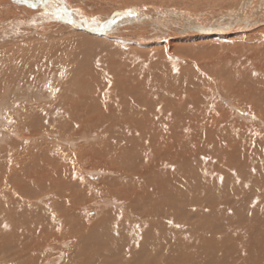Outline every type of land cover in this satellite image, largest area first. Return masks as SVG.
Returning <instances> with one entry per match:
<instances>
[{
    "label": "bare ground",
    "instance_id": "1",
    "mask_svg": "<svg viewBox=\"0 0 264 264\" xmlns=\"http://www.w3.org/2000/svg\"><path fill=\"white\" fill-rule=\"evenodd\" d=\"M116 2V0H104V4L112 8ZM37 3L44 12L55 15L54 25L45 26L52 31H34L36 28L31 27L32 31H28L27 35L0 38L2 50L0 51V145L6 142L11 152L12 150L21 152V147L29 143H26L27 140L34 141L46 137L49 140L55 139V142L58 140L63 142L71 149L70 152L72 149L74 152L69 153L71 157L66 153L58 156L60 149L40 148L27 153L22 151L19 154L21 156L16 157L19 160L30 156L26 164L14 168L20 169L17 176L23 180V183H33L39 195L43 197L51 195L52 200L48 205L49 216L47 217L45 210H41L39 218L36 219L37 214L22 216L16 209L10 211V203L7 205L2 195L11 197V194L15 193H0L2 264H38L41 258L35 257L33 249L40 239L43 243L40 252L44 257V261L40 264H56L60 257L52 256L56 248L52 247L53 243L50 245L56 238L60 240L55 231L61 229L64 233L69 232L72 229V224L68 221L70 215H81L83 213L81 209L87 211L89 204L100 208L106 217L95 224L85 219V223L83 222L85 237L90 235L89 232L99 229L95 237L97 240H94L93 244L96 246L101 242L106 243L104 248L108 243L114 244L116 255L110 260L115 252L107 257L102 247L103 249L95 250L93 256L85 260V264H107L110 261L114 262L113 260H116L115 264L183 262L185 264H264L263 193H233L236 202H232L230 197L226 200L229 204L228 210L221 211L218 201L216 208L199 209L205 203V198L201 201L187 198L182 201L183 205L180 200L186 194L185 191L180 192V189L182 186L188 187L189 181L190 190L194 192L193 182L198 177L196 166L204 154L199 146L207 148V142L212 137L213 127L202 130L199 123H203L204 120L198 118L203 108L196 100L199 94L206 96L205 85L211 84V87L217 90L214 82L220 83L222 85L220 93L227 95L228 99L231 98L229 94L244 99L251 94L253 96L258 94L259 99L264 102V28L251 36L242 33L247 24L260 23L264 18V11L259 10L260 12H256V16L253 17L249 13L252 0H243L241 10L243 14L232 19L231 24L217 26L207 21L177 20L173 12L164 9L163 6L145 4L144 10L142 6L138 7L139 10H143L142 12L117 10L106 19L104 24L93 27L82 18H77L64 0H38ZM96 3L97 0L95 5ZM5 4V7L11 10L14 8L12 4L15 3L11 4L9 1ZM129 12L131 15L128 14ZM19 13L14 17L20 16ZM2 14L3 12L0 13L1 24L6 18ZM57 14L62 18L58 19ZM242 19L246 22H241ZM121 22L152 29L146 33L131 34L127 39L143 46H159L160 49L155 55L159 57L160 64L151 71L142 70L135 75L127 68L103 64L108 56L103 57L104 60L101 59L100 64H90L85 67L84 72L81 71L82 74L75 73L84 78V80L75 78V87L79 89L76 90V95L75 89L59 87L57 104L50 105V101L47 100L53 95L54 85L48 84L47 78L50 73L54 74L58 69L56 64H59L60 59L68 58L72 61L71 57L74 55L69 57L71 53L66 51L67 49L74 51V48L70 47L73 35L79 33L92 41L100 43L107 41L112 44L113 39L97 35L111 30ZM63 26H72V28L76 26L83 31L67 29H65L67 31H55ZM10 31L8 22L4 26L0 25V34L7 35L12 32ZM180 31H188L193 36L180 38ZM44 32L45 34H42ZM259 33L260 35L254 36ZM67 34L69 36L65 37ZM177 34L180 35L175 36ZM166 35L171 37L170 40L162 42L160 39ZM237 37L244 40L242 43L227 47L229 54L215 50L216 47L205 55L195 56L204 58L203 60L186 58L183 55H179L183 61L169 58V55L173 54L172 48L185 40L200 38L211 42L213 38L224 41L232 38L231 41H235ZM249 37L253 39L249 40ZM57 39L59 40L56 41ZM25 41L28 43L27 46L22 44ZM36 43H41L43 48L52 47L54 59L43 63L47 60L44 57L46 52L43 50L37 53L33 50L35 53L27 54L28 48ZM15 44L18 46H14ZM136 44L131 46L137 47ZM8 45L10 49L7 51L4 46ZM231 51L232 53L235 51L233 56H230ZM13 54L15 59L13 61L17 62L21 55L24 64L17 66L18 62L15 64L8 62ZM109 59L113 61L112 56ZM149 60L154 63V59ZM163 60L165 61L162 62ZM185 61L193 64L187 66ZM92 73L96 74L92 75ZM87 74L94 77L93 82L91 76L85 77ZM148 76L159 83L161 91H158L152 80H148ZM160 76H166L167 81L162 83ZM116 77L119 84H116L118 83ZM72 79L74 78H70L69 82ZM82 81L91 82L92 89L101 88L98 103H96L98 97L94 96L95 93L98 96L95 90L87 99L90 104L85 105V89H82L83 86L80 84ZM143 81H147L149 87L151 86L149 81L153 83L154 90L163 95L162 103L157 104L151 94L142 95L135 91L136 83ZM95 83L99 85H94ZM122 83L129 88L122 86ZM110 86L116 88L115 102L105 103ZM227 88L229 94L226 93ZM40 101L48 103L41 104ZM26 103L32 106L25 109ZM188 105L192 111L188 109ZM258 109L257 112L264 114V105L259 106ZM25 115V120L19 122ZM46 116L51 118L47 120V128L42 122H38L49 119ZM56 120L60 121L53 126ZM207 123L205 125L209 126ZM206 133L207 136L203 138V134ZM220 135L221 132L213 141L226 145L223 139L227 137ZM80 141H85L83 146H76ZM184 144L187 146L186 149L183 148ZM211 147L208 146L207 149ZM1 151L3 154L7 149L2 148ZM73 154L80 164L85 165V171H88L86 173L104 175L101 181L106 184L101 188L102 193H96L97 183H92L88 179L85 182L84 174L82 177L81 172H78L71 161L68 162ZM11 155L12 158L13 153ZM223 160L217 158L216 161H207L205 165L213 166L207 172L209 176L211 174L221 176V172L218 175L214 169L219 167ZM207 195L215 196L213 193ZM18 197L22 200V196ZM85 199L88 200L84 202ZM174 199L178 202V207L172 204ZM241 204L245 206V211L240 208ZM27 205L29 208L30 205L28 203ZM216 210L219 212L213 213ZM208 217H211L212 223ZM47 219H52L48 227ZM54 219L56 221H53ZM46 230L48 234L45 233ZM42 249L47 254L44 252L42 254ZM240 250L243 252L239 253ZM171 259L174 260L170 261Z\"/></svg>",
    "mask_w": 264,
    "mask_h": 264
},
{
    "label": "rangeland",
    "instance_id": "2",
    "mask_svg": "<svg viewBox=\"0 0 264 264\" xmlns=\"http://www.w3.org/2000/svg\"><path fill=\"white\" fill-rule=\"evenodd\" d=\"M9 1L11 2V4L15 3V4H12L14 8L11 10L5 7L6 6L5 2H9ZM9 1L0 0V13L3 12L2 15L6 17L4 20H2V24L0 23V25L4 26L8 22V29L11 30L12 32L10 31L11 33H8L7 35L0 34V38L3 39V38H9L12 36H20L21 34L27 35L28 31H32L31 27L36 28V30L34 31L48 30L46 29L47 27H45L46 25L47 26H51L52 24L54 25L55 19L53 20V17L55 15L54 14L50 15L51 12H47V13L44 12V10L41 9L39 4L37 3L38 0H24V1L14 0V2H12V0H9ZM64 1L69 4V7L74 11L73 13L77 18H82V20H84L88 24L90 23L89 25L93 27L104 24L106 22V19L109 16H112L117 10L119 11L135 10V11L142 12L144 10L143 7L146 6L145 4H154V6L161 5L164 7V9L170 12H173L174 16L177 17V20L185 19V20H199L203 22L207 21V23L209 24L211 23V25H217V26L219 25L224 26V25L231 24L232 19H234L235 17H239L240 14H243V11H241L242 6H243L242 5L243 0H217L218 2H215L216 0H146V1L145 0H116L117 2L115 3L113 8L105 5L104 0L103 1L97 0V3H96L97 5H95L96 0L91 1V2L88 0H64ZM139 6H142L143 10H139L138 8ZM259 10H262V12L264 11V0H252L251 8L249 10L250 15L255 17L256 14L260 12ZM17 13H19L20 16L14 17ZM250 15L249 17H252ZM241 22L245 23L246 20L242 19ZM10 24L13 26V28ZM263 28H264V18L260 23L256 25L247 24L245 26L244 31H242V33H246V34L248 33V35L251 36L258 31H262ZM65 29H67L68 31H83L82 29H79L76 26H73V28L72 26H67V27L63 26L61 27V29H56V30L54 29V30L55 31H67ZM48 31H52V30H48ZM148 31H152V29L150 30L146 26L138 27L136 25L121 22L117 24L116 26H114L113 28H111V30L97 35L98 37H107V39H113V42H111L112 44H109V42L107 41L106 43H100L94 40L92 41V39L84 38L81 36V34L75 33L73 37L71 38L72 39L71 46L69 45L71 48H74V51L72 52L68 49L66 51L67 53H71L69 57L74 55L71 57L72 61L71 60L69 61L68 58L60 59L59 64L58 65L56 64V66L58 67V69L55 70L56 73L54 72V74L50 73L49 74L50 76L48 75L47 83L48 84L52 83L54 85L52 86L54 87V92H53V95L50 96L51 98L47 101H50L49 102L51 103L50 105L52 104L56 105L58 101L57 100L58 99V88L62 86H63L62 88H68V89L71 88L72 90L75 89V95H76V90L79 91V89L75 87V84H76L75 78L82 79V80H84V78L82 76L79 77L78 74H77L78 75L77 77L75 73L77 72L79 74L80 73L82 74L84 72L85 67L90 66V64H95V63L100 64L101 59L104 60L103 57H106V56L108 57L106 60L102 62L103 64L106 63V64H112L118 67L127 68L135 75H137L142 70H144L145 72H148V70L151 71L152 69H154L156 66L160 64L159 57L155 55L156 51L159 50L160 47L150 46V45L143 46V44H139V43L136 44L134 41H130V40L128 41L127 39V37L129 38V35L131 34H137L138 32L146 33ZM42 34H45V32ZM180 34H177L175 36L180 35V38H184L187 36L189 37L193 36V34L191 35V33H188V31L187 32L180 31ZM258 35H260V33L254 36H258ZM68 36L69 35L67 34L65 37H68ZM170 38H171L170 36L166 35L160 40L162 42H165V41L168 42ZM231 39L224 41V39L213 38L211 42L206 39H200V38L196 40H185L183 42H180L179 44H176L172 48L173 54L169 55V58L175 61H183V58L179 56V55L181 56L183 55L186 58L193 57V58L203 60L204 58H199L195 56H197L198 54L205 55V53L212 51V49L216 47L217 48L215 50L217 51L219 50L222 52L225 51L223 54H229L227 51L228 50L227 47L233 46L235 45V43H242V41L244 40L241 37L235 38L236 39L235 41H231ZM250 39H253V38L249 37V40ZM58 40L59 39H57L56 41ZM228 41H230V43ZM36 42H39V41H36ZM22 44L24 46H27L26 44L28 43L25 41ZM22 44H20L21 47H23ZM132 44H136L137 47L131 46ZM33 45L34 46H32L31 48H28V50L26 51L27 54L30 55L31 53H35V52L37 53V51L42 52L43 50L46 52L45 53L46 55H44V57L47 58V60H45V62L43 63H47L48 61H51L52 59H54V53H53L54 50L52 49V47L43 48L41 47V43H36V45L35 44ZM8 46H4L7 51L8 49H10V45ZM14 46H18V45L15 44ZM33 50L35 52H33ZM0 51L2 50L0 49ZM178 52L180 54H178ZM234 53H232L231 51L232 55L230 56H233ZM111 56H112L113 61L109 59ZM219 56L220 55H218V57ZM48 57H50V59ZM149 59H154V63L151 62V60ZM13 60H15L14 54L9 57L8 62L11 61L10 63L15 64L16 61H13ZM164 61L165 60H163L162 62ZM17 62H16L18 64L17 66H21V64H24V58H22V56L20 55ZM185 63L187 64V66H191L193 64L192 62H189V61H185ZM4 64H7V63H4ZM147 66H149V68ZM95 74L96 73H92V75H95ZM92 75L87 74L85 75V77L91 76L92 78L91 82H93L94 77H92ZM70 78H74V79H72L69 82ZM117 79L118 77H116V80ZM159 79L163 80L162 83H165V81H167L166 76H160ZM148 80H152L154 82L155 87H157L158 91H161L162 88L159 86V83L155 79L148 76ZM91 82L88 83L86 81H82L80 83L83 86L82 89H85V105L86 106L90 104L87 101L89 95L95 92V90L97 91V94H98V96H96V93L94 94L95 97H98V99L96 100V103H98L100 100L99 93H100L101 88L95 87L94 89H92ZM117 82L118 83L116 84H119V80H117ZM149 83L151 85L150 87L148 86L147 81H143L142 83H138V84L136 83V86L134 87L135 91H137L139 94H142V95L151 94L153 97H155L154 99L157 104L162 103L163 95L158 93L156 90H154V85L152 82L149 81ZM214 83L217 86L216 87L217 90L215 88L213 89L211 87V84H208V86L204 84L205 85L204 91L206 93V96L199 94L196 100L197 104L201 105V107L203 108L202 110H200V113L198 116V118H201L204 120L203 123H199L200 126L202 127V130H206L207 127L209 128L213 127L211 130L212 137L207 142V148L208 146H212V147L210 149H207L205 147L199 146V149L202 150L204 154H203L202 159L196 166V173L198 177L193 182L194 192L192 193V191L190 190V181H189L188 187L185 188L184 186H182L180 189L181 190L180 192L182 191L186 192L185 196L180 200H181V204L183 205L184 202L182 201H184L187 198H196L197 200H200V201L201 199L205 198V203L203 204V206L199 207V209L200 208H216V202L218 201L220 203V208H222L220 209L221 211L223 209L228 210L229 204L226 200L229 199L230 197H231L230 199L232 202H236V198H234L233 193H247V194L263 193L264 194V114L261 115L260 112H257L259 110L258 107L261 105H264V102H262L259 99L258 94H256V96H253L251 94V96L246 97L247 99H244L243 97L232 96L231 94L227 92L228 91V88H227L226 93L229 94V96L231 97L230 99H228L229 97L227 95L225 94L223 95L220 93V89H222L220 87H222V85L219 82H218L219 84H217L216 81ZM123 84L124 83H122V86L129 88ZM94 85L98 86L99 84L95 83ZM204 85L201 87V90L203 89ZM114 91H116V88L113 86L112 87L110 86V88L108 89V93H107L108 95L106 96L105 103L115 102V99H114L115 92ZM47 101H44V102L48 103ZM44 102L40 101L41 104H46ZM31 106L32 105L27 104L25 109ZM188 109L192 111L189 105H188ZM25 117L26 115L24 117L22 116L23 119H20L21 121L19 120V122H22L23 120H25ZM47 118L49 119L38 121L39 123L42 122V125L45 126L46 128L48 126L46 125V123L48 124L47 120H51L50 117H47ZM59 121L60 120L54 121L55 123H53L54 125L53 124L52 125L53 126L57 125ZM205 121H207L208 123ZM206 123L209 126H206L205 125ZM63 130H65V128H63ZM217 131L221 132V135H220L221 137H224V136L227 137V139H223L226 145L224 143L219 144L218 141L217 142L213 141L214 137L219 133V132L217 133ZM206 136H207V133L203 134L202 137L204 138ZM38 140L40 141V143ZM38 140H34V141L27 140L26 143L29 142L28 143L29 145L25 144L23 147H21V152H18L16 150H15L16 152L14 150H12L11 152L6 142H3L0 145L1 150L2 148L7 149V151H4L3 154H2V151L0 152V193H15V194H11V197L2 195L5 202H7V205L10 203V208H11L10 211H15L16 209L18 212L22 214V216L23 215L34 216L37 214L36 219L39 218L38 216L40 215L41 210H45L47 212V217L49 216L48 205L51 203L52 196L47 195L43 197L39 195L37 190H35L36 188H34L33 183H30V182H24L25 184L23 183V180H21V178L17 176V174L20 171L19 169L20 166L22 164H26L30 156L28 155V157H23L22 159H19V160H17L16 157H20L21 155L19 154L22 153V151L23 153L24 152L27 153V151L38 150L40 148L60 149L61 152L57 153L58 156L59 154L61 155L63 153H66L68 155L69 153L74 152L73 149L70 152L69 150L71 149H69L66 144H63V142L59 140L55 142L56 141L55 139L49 140L46 137H42ZM12 141L16 142V140H12ZM84 143L85 141L77 142L76 146L81 147L83 146ZM40 144L42 145L40 146ZM183 148L186 149L187 146L184 144ZM12 153H13V157L11 158ZM70 157H69L68 162L71 161V164L77 168L78 172L79 173L81 172L80 174L82 177H83L82 174H84V177H83L84 181L86 182L88 179L92 183H97L98 188H95V192L102 193L101 188L103 185L106 184L105 182L103 183L101 181L104 175L97 176L93 173H86L88 171H85V165L80 164V162L74 157V154L72 157L73 159L72 158L70 159ZM217 158L224 159L223 160L224 162H221L220 166L214 169L215 171L218 172V175H219V172H221L220 173L221 176H215L212 174L209 176L207 172L210 171L209 168L213 166L205 165V164L207 163V161H216ZM215 166L216 164H214V167ZM10 167L14 171H12ZM17 167H19L18 168L19 170L14 169ZM225 172H227L228 174H226ZM28 184L32 187H30ZM1 185L3 186V188ZM197 185H198V188H197ZM207 193H213L215 194V196H208ZM18 196H22V200H20ZM174 197L175 196H173V198ZM87 200L88 199H85L84 202ZM27 203L30 205L29 208H28ZM177 203L178 202L175 201V199L172 200V204L176 205V207H178ZM0 207H2L1 201H0ZM87 208H88L87 211H84V209H81V211H83L81 215L77 214L75 216L73 214V215H70V217L68 216L69 217L68 221H70L72 224V229L69 232L65 231L64 233V231L61 229L55 231L56 232L55 234L57 235V237L59 236L58 239L60 240H56L57 239L56 238L55 241H52L50 243V245L53 243L52 247L56 248V250L53 251L54 255L52 256L60 257L58 259L59 263L57 262L56 264H85V260L93 256V253L96 252L95 250L103 249L104 246L106 245V243H102V242L96 244V246L93 244L94 240H97L95 239V237H96L97 231H100L99 229H97L94 232L93 231L89 232L90 235L89 236L86 235L85 237V224H84L85 219L95 224L97 222H100L102 218L106 217V214L103 213V211H101L100 208L98 209V207L95 205L89 204ZM240 208L244 211L246 209L243 204L240 205ZM216 212H219V211L216 210L213 213H216ZM208 219L211 222V217H208ZM51 220L52 219L46 220L47 227L50 226ZM53 221H56V220L54 219ZM45 233L48 234L49 233L48 230H46ZM42 244H43L42 239H40L37 246L33 249V254L35 255V257L39 259L41 258V261H39L38 264L44 261V257H42L41 252H40V246ZM42 247H44V245ZM114 248H115L114 244L108 243L107 246L102 251H105L106 256L110 257L112 256L110 254L115 252ZM184 248L185 246H183V249ZM107 249L110 251H108ZM183 249H180V251ZM43 250L44 249H42V254L44 252ZM242 252H243L242 250L239 251V253H242ZM44 253L47 254L46 252ZM115 255H116V252L112 256V258L110 257L109 259L110 260L114 259ZM173 260L174 259H171L170 261H173ZM113 261L114 262L110 261L107 264H115L116 260H113ZM2 262L0 261V264H2ZM180 264H185V263L183 262Z\"/></svg>",
    "mask_w": 264,
    "mask_h": 264
},
{
    "label": "snow or ice",
    "instance_id": "3",
    "mask_svg": "<svg viewBox=\"0 0 264 264\" xmlns=\"http://www.w3.org/2000/svg\"><path fill=\"white\" fill-rule=\"evenodd\" d=\"M128 14L131 15V12H129ZM57 18L59 19V18H62V17L59 14H57ZM69 22H71V21H69Z\"/></svg>",
    "mask_w": 264,
    "mask_h": 264
}]
</instances>
